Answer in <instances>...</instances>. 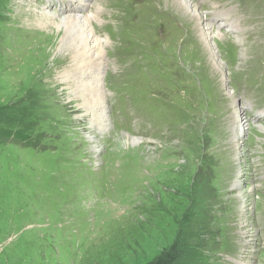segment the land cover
Listing matches in <instances>:
<instances>
[{
    "label": "rangeland",
    "instance_id": "374dc122",
    "mask_svg": "<svg viewBox=\"0 0 264 264\" xmlns=\"http://www.w3.org/2000/svg\"><path fill=\"white\" fill-rule=\"evenodd\" d=\"M37 1L62 12L0 0V264H148L176 240L188 264H264V0L91 3L114 127L96 139ZM202 10L236 27L222 66Z\"/></svg>",
    "mask_w": 264,
    "mask_h": 264
},
{
    "label": "bare ground",
    "instance_id": "6f19581e",
    "mask_svg": "<svg viewBox=\"0 0 264 264\" xmlns=\"http://www.w3.org/2000/svg\"><path fill=\"white\" fill-rule=\"evenodd\" d=\"M27 1L28 0H23V3H27ZM94 1L96 0H67V2H65L64 0L63 4L65 6L63 7V4H61L60 6L62 12L52 11L44 7V5H42L38 1L34 3V6L36 7L34 9L36 12L35 14H41L42 16L48 17L51 23L57 26V29H54L53 32L55 34L57 33L59 37V51L65 52L64 54H59L58 57H66L69 59V63L67 64V66L65 65L66 67L63 66L64 68H62L60 75H58L59 78H57L61 80L62 84L66 83L68 85H71L72 82L75 83V89L73 90V92L76 93L77 98L76 100H72L78 101V105L82 110L80 115L82 117L85 116L86 120L92 122L91 128H93V135L92 133H90V137L92 139H96V137L99 136L106 137L105 135L108 131H110L107 125L108 119L110 120L111 125L113 127L112 117L109 116L110 114L108 115V113L110 112V106L107 101L108 89L106 86L108 79H106V75L104 78V73L108 74L107 67L109 59L106 55L105 49V46L108 44V38L104 37L105 35L99 36L97 33L95 23L98 21L99 18L98 13L100 12H96L98 9H96V11L94 12L91 11L85 13L88 10V6H90V4ZM181 1V5H185L186 9H189L191 12H197V2L193 0ZM190 11L187 15L192 14L190 13ZM203 13L206 17L204 11ZM59 15L63 17H58ZM206 19L209 23L206 21ZM206 19L202 20V35H204L207 46L211 48V52L215 56V58L212 59L216 61L219 66H222L221 63L218 61V56L215 53L217 40L221 39L220 37L223 36V33H220L219 29L225 28L227 30L232 31L236 27L233 26L230 22H222L214 26L207 17ZM40 23L43 24V22ZM37 26L41 28V26ZM217 26L218 28H214ZM65 88L66 87H64V89ZM66 90L69 91L68 88H66ZM229 92L230 93H227L228 96L231 95L233 97L235 93L232 91ZM235 102L236 105L234 104L235 106H233L232 109L235 111V116L240 120H237L238 122L235 121L234 124H236V126L233 130L236 134L235 138L240 144L241 139L246 136L249 127L245 129L247 121L246 119H244V113L242 109L243 107L239 105L238 101ZM262 124L264 123L259 122V129L264 128V125ZM126 136L127 140L129 141V146H133L134 143L140 144L141 142V138H135L127 134ZM244 224L246 226H249L248 222H245ZM253 250L255 251L256 249L254 248Z\"/></svg>",
    "mask_w": 264,
    "mask_h": 264
},
{
    "label": "trees",
    "instance_id": "16d2710c",
    "mask_svg": "<svg viewBox=\"0 0 264 264\" xmlns=\"http://www.w3.org/2000/svg\"><path fill=\"white\" fill-rule=\"evenodd\" d=\"M13 137L18 139L26 138L29 142L31 139L27 138L21 133H13ZM188 253L187 247L184 246L182 240H176L170 247L164 249L156 258L148 264H188L185 253ZM185 257V260L183 259Z\"/></svg>",
    "mask_w": 264,
    "mask_h": 264
}]
</instances>
